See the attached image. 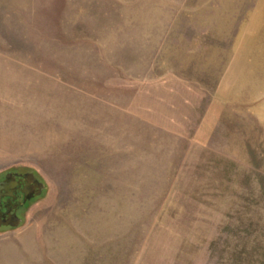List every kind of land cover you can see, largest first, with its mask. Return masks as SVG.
Segmentation results:
<instances>
[{
  "label": "rangeland",
  "instance_id": "374dc122",
  "mask_svg": "<svg viewBox=\"0 0 264 264\" xmlns=\"http://www.w3.org/2000/svg\"><path fill=\"white\" fill-rule=\"evenodd\" d=\"M15 168L0 264H264V0H0Z\"/></svg>",
  "mask_w": 264,
  "mask_h": 264
},
{
  "label": "flooded vegetation",
  "instance_id": "af4514ba",
  "mask_svg": "<svg viewBox=\"0 0 264 264\" xmlns=\"http://www.w3.org/2000/svg\"><path fill=\"white\" fill-rule=\"evenodd\" d=\"M44 186L30 171L15 168L0 171V230L16 227L43 194Z\"/></svg>",
  "mask_w": 264,
  "mask_h": 264
}]
</instances>
